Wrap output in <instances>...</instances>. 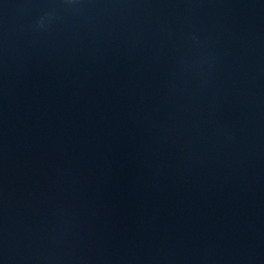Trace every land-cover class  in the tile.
Wrapping results in <instances>:
<instances>
[{"label":"water","instance_id":"water-1","mask_svg":"<svg viewBox=\"0 0 264 264\" xmlns=\"http://www.w3.org/2000/svg\"><path fill=\"white\" fill-rule=\"evenodd\" d=\"M0 264H264V0H0Z\"/></svg>","mask_w":264,"mask_h":264}]
</instances>
